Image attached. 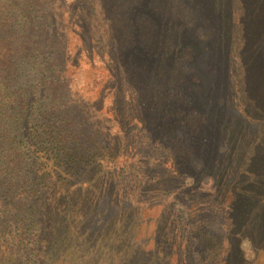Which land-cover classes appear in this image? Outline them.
<instances>
[{"label": "trees", "instance_id": "16d2710c", "mask_svg": "<svg viewBox=\"0 0 264 264\" xmlns=\"http://www.w3.org/2000/svg\"><path fill=\"white\" fill-rule=\"evenodd\" d=\"M99 15L108 26L91 33ZM70 31L83 45L107 38L113 65L127 58L123 82L141 89L114 118L122 131L133 123L142 138L146 124L161 140L153 162L130 164L124 150L146 137L110 142L68 94ZM263 36L264 0H0V264H264ZM186 119L196 121L190 135L178 124ZM184 157L200 158L217 182L254 187L230 195L251 261L219 253L205 211L180 220L171 201L138 240L144 202L197 195L185 191Z\"/></svg>", "mask_w": 264, "mask_h": 264}, {"label": "rangeland", "instance_id": "374dc122", "mask_svg": "<svg viewBox=\"0 0 264 264\" xmlns=\"http://www.w3.org/2000/svg\"><path fill=\"white\" fill-rule=\"evenodd\" d=\"M96 3L97 1H95L92 5V15L96 13L97 16L99 13V4ZM95 18L92 16V19L87 22L91 27V33L95 31V29L98 30V27L104 29L108 26L107 21L102 15H99L96 19ZM73 20H75L74 16H71L69 20H66L68 23L67 25H73ZM201 31H205L204 28H202ZM78 34L79 32H68V35L70 36L69 50L71 54L74 55L71 61H69L66 73V76H68L70 80V90L68 94L72 99L78 100L81 105L86 107L85 113L92 118V121L96 122V128L103 129L106 132L105 137L108 138L110 142L121 140L123 137H126L127 133L130 134L132 138H137L138 140L141 139L142 141L144 137H146L148 141L145 140L144 143L137 140L132 141V152H128L126 149L124 150V154L127 155L130 164L140 163L142 161L141 158H143V164L153 162L154 159L149 157L148 153H153V144H160L161 140H155L156 136L150 131L146 124L143 126L142 138L139 137V130H141L142 127H137L133 123H131L130 130L122 131L118 127V120L116 122V119L114 118L116 115H119V113H124V115H126V112L124 111L127 104H129V96L134 91L141 89L138 85L131 88L129 86V81L123 82L127 77L126 73H128V70L123 67V63L124 65H127L128 63L127 58L125 60L123 59V62L120 61L119 64L113 65L107 56V51L109 49V41L107 38H103L100 42H97V39L94 36L95 41L92 44L83 45L80 42ZM259 47L260 58L262 59V64L264 65V36L260 40ZM130 59L134 64L137 62V59L134 57H130ZM143 63H145L144 60ZM149 67L154 69L153 66ZM144 85L145 84L143 82V89L145 87ZM242 102L243 101L240 100V103L238 104L243 106L244 103ZM133 107L135 108V105H133ZM173 116L178 115L175 114ZM181 117L184 119L183 115L178 118ZM178 124L179 126H186L185 133L190 135L189 132L196 124V121L186 119L183 124ZM149 141L150 143H148ZM169 145L172 147L174 146V144ZM217 153L218 152H215L213 156H216ZM197 159L198 160H194L193 162L195 167L190 163L191 157L189 160L184 157L180 165H178L180 169L183 170V180L187 185V187H185V191L190 193L195 191V188L199 189L195 198L189 199L188 201L181 198L174 199L172 197L173 192L171 191L161 197H157L156 201L158 202H155L156 204L151 206H149L146 202H144L143 205L140 203L143 206V209L141 210L142 222L139 224L137 230L138 240L149 239L153 235L156 226L160 223V221L158 222V217L159 215L161 216L164 205L171 201L173 202L172 208L182 212L180 220H182V218L184 219L188 216V214H194L198 210L205 211L203 215L208 221L207 231L209 234L215 232V236L217 237L216 247L218 248L219 253H223L224 255L227 253L226 249L233 248V251L239 250L243 259L251 261L254 257V243L248 237V232H241L238 214H232L231 212L230 207L234 203L230 195L235 193V190L238 188L248 192L250 190L254 191V187L249 188V185L244 184L242 181H232L234 182V184H232L229 179L217 182L216 177H212L211 172L201 173L199 171L198 167L200 166L199 161H201V159L198 157ZM162 163L168 167H172L171 157L167 155L166 159H162ZM190 165L193 166L194 170L183 169ZM261 171L264 172V163L261 166L260 172ZM127 176L128 178L132 176L131 172H128ZM148 179L149 177L147 175H143V181H148ZM258 183L261 187V193L259 194H261V198L264 199V179L259 180ZM141 205L139 207H141ZM196 219L200 222L202 217ZM200 223L204 224V220ZM233 225H235V227L231 230ZM152 245V241L149 240L146 242L145 247L150 248ZM234 256L236 258V255ZM239 263V261L233 262V264Z\"/></svg>", "mask_w": 264, "mask_h": 264}]
</instances>
